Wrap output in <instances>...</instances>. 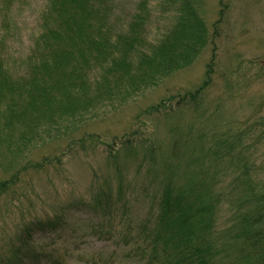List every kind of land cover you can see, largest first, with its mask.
<instances>
[{
  "label": "rangeland",
  "instance_id": "obj_1",
  "mask_svg": "<svg viewBox=\"0 0 264 264\" xmlns=\"http://www.w3.org/2000/svg\"><path fill=\"white\" fill-rule=\"evenodd\" d=\"M184 1L0 0V264L170 263L154 258L170 251L160 183L200 169L186 149L227 168L207 180L219 233L245 187L234 173L260 188L264 0Z\"/></svg>",
  "mask_w": 264,
  "mask_h": 264
},
{
  "label": "trees",
  "instance_id": "obj_2",
  "mask_svg": "<svg viewBox=\"0 0 264 264\" xmlns=\"http://www.w3.org/2000/svg\"><path fill=\"white\" fill-rule=\"evenodd\" d=\"M62 1L63 3L72 2L79 9V4L85 0ZM86 1L90 2L91 0ZM184 2L187 3L186 0ZM87 5H90V7L87 8L85 5L83 10L79 11L81 15L93 13L94 7L92 4ZM61 6L65 7V4ZM183 8L182 10L191 7L187 4ZM190 12L192 13V11ZM56 14L57 17H50L46 21V27L54 30L60 28V21L63 20L62 17L66 14L61 11H57ZM207 40L206 35H203L202 44H206ZM211 60L210 63H213L214 57ZM210 74L211 69L207 71L202 86L195 91V95L191 96L193 102L188 101L189 103H186V100H184L185 105L198 106L194 102L195 96L197 94L203 96L204 93L200 91L209 86L211 82ZM239 147L238 144L235 146V143H232L226 150H237L239 154L243 155V151H239ZM183 158L189 160L185 161L186 168L198 165L200 169L196 172H191L189 169L187 179L181 186L177 187L170 182L173 180L170 179L169 181L167 177L160 183L163 188L156 215L160 231L154 233V238H156L155 243L163 242L166 239L170 247L167 248L170 251L160 249L159 254L154 257L156 262L159 257H163L161 254L163 253L165 258L170 261L168 264H264V181L259 189H254L251 183H246L247 179H244L242 175L236 176V173H234L232 184L236 187L237 184L243 183L245 187L242 195L236 199L233 214L231 213L230 225L219 233L215 230V224L218 206L222 204L221 200L224 196L215 194V190L212 191V182L207 180L216 181L213 178L214 176L219 181L227 168L217 162L215 168L218 167V170L212 173L209 165L213 164L214 161H209L206 165L205 155H203L204 161H191L193 157L187 149L186 153L181 154V159ZM219 159L223 160V157L219 156ZM243 167L244 172L247 168L246 165H243ZM226 196V199L230 200L231 196L227 194ZM46 226L47 224L41 223L38 229L44 230ZM148 231L146 236L149 235ZM138 246L142 248L141 245ZM143 249L139 252H147L145 246Z\"/></svg>",
  "mask_w": 264,
  "mask_h": 264
}]
</instances>
